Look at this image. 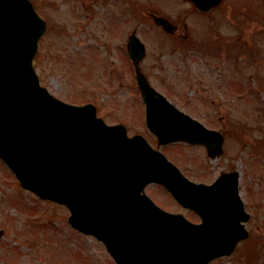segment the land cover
Returning <instances> with one entry per match:
<instances>
[{"label":"water","instance_id":"water-1","mask_svg":"<svg viewBox=\"0 0 264 264\" xmlns=\"http://www.w3.org/2000/svg\"><path fill=\"white\" fill-rule=\"evenodd\" d=\"M192 1L201 10L219 2ZM44 31L29 0H0V158L20 186L65 205L69 224L102 242L116 264H208L230 256L248 237L239 173H222L210 185L192 182L142 135L128 137L124 125H106L93 105L54 98L32 66ZM127 52L157 145H202L210 159L220 156L222 135L171 104L139 71L145 49L134 36ZM150 184L201 222L156 206L144 192Z\"/></svg>","mask_w":264,"mask_h":264},{"label":"rangeland","instance_id":"rangeland-1","mask_svg":"<svg viewBox=\"0 0 264 264\" xmlns=\"http://www.w3.org/2000/svg\"><path fill=\"white\" fill-rule=\"evenodd\" d=\"M31 2L46 23L33 59L41 85L62 101L95 105L100 118L108 125H125L129 136H144L191 181L210 184L220 173L237 169L239 194L249 214L245 224L249 236L229 257L209 264H264V17L243 23V68H229L233 80L243 78V91H211L214 103H198L194 94L186 93L187 87L193 84L194 74L205 69L207 60L219 65L224 54L208 58L196 48L197 55L191 58L195 65L183 74L179 72L176 38L162 32L146 16L153 13L175 23L187 10L177 0ZM200 16L195 12L187 23L192 35L202 37V44H207L212 39L209 22L204 34L195 32ZM204 17L213 16L209 13ZM132 30L146 45L140 68L151 86L206 127L222 130L221 157L210 160L203 148L183 143L157 146L145 126L144 105L126 55ZM231 60L227 55V65ZM186 79L183 84L181 80ZM226 93L229 102L225 103ZM145 193L164 210L199 222L162 187L150 185ZM68 216L65 207L23 191L0 161V264H115L100 242L70 227Z\"/></svg>","mask_w":264,"mask_h":264},{"label":"flooded vegetation","instance_id":"flooded-vegetation-1","mask_svg":"<svg viewBox=\"0 0 264 264\" xmlns=\"http://www.w3.org/2000/svg\"><path fill=\"white\" fill-rule=\"evenodd\" d=\"M177 1L181 8L187 9L180 13L181 15L174 23L176 26L175 33L170 35L176 38L179 47V72L183 74L187 72L188 67L193 64L195 65L196 62L191 63V58L193 54L197 55L196 48L203 50L206 54L205 56L208 58L214 59L216 53L224 54V58L219 65L215 63L210 64V60L206 61L205 69H199L194 74V82L191 86L187 87L186 93L194 94L198 103H214L211 91L221 90L222 92H228L231 89L243 91V78L233 80L229 68L234 66L238 69L243 68V23L249 22V20H253L254 22L259 16L264 17V0H219L217 4L212 5L207 10L198 9L192 0ZM195 12L199 13L200 17H202L198 19L200 24L195 26L196 34H204L206 23L208 24L209 22L210 24L207 30L212 39L207 44H202V37L192 35L193 31H191L187 23V19ZM209 13H212L213 17L205 19L204 16ZM151 16L150 13L148 21L152 22ZM155 16L163 17L160 15ZM243 18L247 20H243ZM169 21L173 24L170 19ZM211 25L213 26L211 27ZM257 34L258 30L253 32V35ZM227 55L232 57L228 65ZM188 79L181 81L184 84L188 82ZM227 94L224 96L225 103L229 102ZM239 101H243V98L239 97ZM210 129L217 130L224 136L222 130ZM232 169L231 167L228 171Z\"/></svg>","mask_w":264,"mask_h":264}]
</instances>
